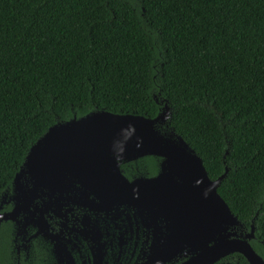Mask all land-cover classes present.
Wrapping results in <instances>:
<instances>
[{
	"label": "trees",
	"instance_id": "16d2710c",
	"mask_svg": "<svg viewBox=\"0 0 264 264\" xmlns=\"http://www.w3.org/2000/svg\"><path fill=\"white\" fill-rule=\"evenodd\" d=\"M165 105L264 258V0H0V195L50 127Z\"/></svg>",
	"mask_w": 264,
	"mask_h": 264
},
{
	"label": "water",
	"instance_id": "95a60500",
	"mask_svg": "<svg viewBox=\"0 0 264 264\" xmlns=\"http://www.w3.org/2000/svg\"><path fill=\"white\" fill-rule=\"evenodd\" d=\"M170 116L165 105L154 119L100 111L50 127L31 147L16 174L15 207L0 216V221L15 220L38 200L41 206L30 214L35 220H44V213L52 207L71 202L156 207L171 221L179 250L194 255L184 264H214L235 253L249 264H264L241 239V222L218 193L228 168L211 180L202 159L184 139L162 130L168 128ZM147 156L162 160L156 177L130 182L122 175V163ZM70 193L74 197L65 198ZM254 230L252 224L246 239L253 238Z\"/></svg>",
	"mask_w": 264,
	"mask_h": 264
},
{
	"label": "flooded vegetation",
	"instance_id": "af4514ba",
	"mask_svg": "<svg viewBox=\"0 0 264 264\" xmlns=\"http://www.w3.org/2000/svg\"><path fill=\"white\" fill-rule=\"evenodd\" d=\"M145 158L122 163V175L130 182L156 177L162 160L153 157L157 170L150 175ZM74 195L64 194L65 198ZM12 197V191L0 195V216L13 211ZM34 204L15 220L0 221V264H184L194 257L187 250H179L181 244L174 243L177 235L171 221L156 207L143 209L97 200L71 202L52 207L44 213V220H35L30 214L41 201ZM251 226L241 223L238 234L257 253L253 246L255 230L253 238L246 239ZM214 264L249 263L235 253Z\"/></svg>",
	"mask_w": 264,
	"mask_h": 264
}]
</instances>
